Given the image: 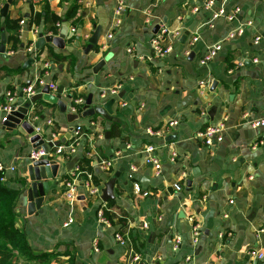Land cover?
<instances>
[{
  "label": "crops",
  "instance_id": "0c3cea01",
  "mask_svg": "<svg viewBox=\"0 0 264 264\" xmlns=\"http://www.w3.org/2000/svg\"><path fill=\"white\" fill-rule=\"evenodd\" d=\"M207 1L125 0V12L117 14V0H12L1 14L9 0H0V42L1 35L6 36V53L0 54V162L15 167L6 172L5 186L22 190L24 180L29 184L27 169L35 149L32 135L21 127L10 131L4 126L1 106L8 91L21 92L43 79L54 91L63 88L69 113L75 109L73 93L81 101L92 94L94 104L116 100L112 122L94 116L69 124L58 106L43 100L30 110V123L42 129L43 140L55 134V142L65 148L56 157L60 165L75 157L92 160L91 180H77L74 201L68 200L66 183L74 181L77 165L73 173L62 167L50 181L43 213L29 216L27 196H20L16 226L26 232L34 252L52 255L47 264H130L135 254L142 258L135 264H264L251 255L264 251V127L250 125L264 119V61L254 63L264 55V0H229L227 13L240 9L236 20L223 17L211 23L208 12L193 13ZM7 19L20 26V45L14 52V31L7 30ZM193 24L194 31L200 28V41L187 55L192 32L185 45L179 43ZM160 25L169 32L163 45L174 47L162 59L150 45ZM98 27L97 50L87 54L88 40ZM239 29L242 36L228 38ZM40 35L64 36V46L46 44L37 50ZM217 43L222 45L218 56L200 66L199 58ZM103 60L105 66L95 74ZM202 81L206 84L200 85ZM116 87L120 90L111 96ZM172 120L179 126L164 142L150 135ZM113 124L121 131L118 137L112 135ZM77 125L88 137L74 145L71 156L66 147L73 143ZM217 125H223V142L205 147L197 134ZM147 145L159 148V174L144 164L141 152ZM132 165L146 197L134 193L128 178ZM121 169L115 199L104 202L110 219V226L104 227L96 217L98 201L105 184ZM93 176L99 185L93 184ZM177 183L183 185L180 192L174 189ZM92 186L99 197L89 196ZM117 233L126 245L116 240Z\"/></svg>",
  "mask_w": 264,
  "mask_h": 264
},
{
  "label": "built area",
  "instance_id": "2783aa9c",
  "mask_svg": "<svg viewBox=\"0 0 264 264\" xmlns=\"http://www.w3.org/2000/svg\"><path fill=\"white\" fill-rule=\"evenodd\" d=\"M24 2H35V3H44L46 1L49 0H23ZM118 5L116 7V13L120 14L122 12H125L126 10V2L125 0H117ZM229 2V0H221L220 1V6L217 7V0H208L205 4H203L201 7H195L193 8V13L195 14H199L200 11L204 10L206 12H208L211 15V20L210 23L213 22L216 19L219 18H223L225 17L228 21H235L237 16L240 14V9L239 8H235L234 11L232 13H227L226 11V4ZM22 25V23H21ZM200 28H197L195 31L192 32L191 34V38H189V41L187 43V48L185 51V54H189L194 47L199 43L200 41ZM244 34V31L242 29H239L235 32H232L228 35V38H234L236 36H242ZM169 35L168 32V28L165 25H160L159 26V34L157 36H155L153 39H151L150 41V45H151V49L152 52L154 54V56L158 57V58H165L166 56H168L169 54H171L174 51V47L173 46H164L163 45V40L166 36ZM260 42V38H256L255 40V44L258 45ZM1 43V42H0ZM222 50V45L221 43H217L215 45H213L212 47H209L206 52L201 56V58H199V65L200 66H206L209 63H211L220 53V51ZM132 50L128 49V52H131ZM33 52V48L29 49V53ZM262 61H264V55L261 56V58H256L254 59V63L255 64H260ZM205 82H200V85H205ZM45 85H47L46 81L41 79L37 86H28L25 88L21 89V92H16V93H12L10 91H8L4 97V101L3 104L1 106V109L3 111V113L5 115L10 114L12 111L17 110L18 106L17 102H25L28 99H30L33 95L41 92V90L45 87ZM51 89L54 91V89L52 88V86H50ZM39 88V89H36ZM120 90V87H116L115 89L110 91L111 96H116L118 91ZM56 91V90H55ZM22 96V98L20 99L19 97ZM80 103H83V100L81 101L76 100V105H79ZM83 105V104H82ZM78 111L76 109H73V113H77ZM50 124V122H49ZM250 125L255 128V129H259L261 127H264V119L261 120H255L250 122ZM179 126V122L177 120H172L170 122H168V124L166 126H164L161 129L155 130V131H150V135L152 137H155L157 139H160L162 142H164L165 138L167 137V135L169 133H171L172 131L176 130ZM223 125H217V126H208L204 131L199 132L197 134V137L199 139H201L203 145L205 147H214L218 144H220L221 142H223L224 138H223ZM35 134L38 135H42V129L40 127H36L34 129ZM72 133L74 135V141L73 143L69 146L66 147L68 148L69 151V155L72 156V154L74 153V145L83 138H87L88 135L87 133L84 132L83 128L81 125H77L73 130ZM43 139V138H42ZM56 139V135L53 134L52 137L49 140H44L45 143H54ZM166 146V144L164 143L162 145V147L164 148ZM56 148V150L54 152H50V149L48 152L44 151L43 149H34L31 154H30V159L34 162L39 161L43 158H46L48 160V162L51 161H56V157L61 156L65 153V148L63 146H54ZM159 148L156 147L155 145H147L144 147V149L141 152V156L143 158L144 164L147 166H152L156 172L159 174L162 170V163L160 161V158L158 157V152ZM175 156L173 154L171 161L174 162L175 161ZM57 162V161H56ZM58 163V162H57ZM106 164L108 167L111 166V162H106L104 163ZM78 169V168H77ZM10 170V171H15V167H10L8 168L7 166L3 165L0 162V172L3 173V177H2V182H4L6 180V172ZM137 167L135 165H132L130 167V171H129V175L128 178L132 181V185H133V190L134 193L140 195L142 194V196L146 197L148 195L147 192H143V189L140 185V183L138 181L135 180L134 175L137 172ZM74 174V173H73ZM182 176L184 178H186V174L183 173ZM89 180H91V177L88 176ZM77 180H79V177L77 175H74V181H68L66 183V189H67V195H68V200L74 201L76 199V194H77ZM174 189L177 192H180L183 190V185L180 183H177L174 185ZM88 194L90 197H99V191L97 189L96 186H92L89 190H88ZM99 199V198H97ZM99 203V207L97 209V213H96V217H97V221L100 225L104 226V227H109L110 226V219L107 217V206L104 202H102L101 200L98 201ZM72 222V219H70L68 221L69 225ZM144 227H147L146 224H144ZM196 236V234H194ZM116 240L122 245H126V241L124 239V237L117 233L116 234ZM194 243H196V239L194 238ZM94 251L96 253H98V247L97 244H95L94 246ZM251 255L258 261H263L264 262V251H253L251 253ZM142 260L141 255L139 254H135L133 255V257L131 258V260L129 261L130 264H135V263H139Z\"/></svg>",
  "mask_w": 264,
  "mask_h": 264
},
{
  "label": "water",
  "instance_id": "95a60500",
  "mask_svg": "<svg viewBox=\"0 0 264 264\" xmlns=\"http://www.w3.org/2000/svg\"><path fill=\"white\" fill-rule=\"evenodd\" d=\"M12 0L3 7L1 14H5L8 11L9 5ZM196 24H193L187 32L182 36L179 47L186 44V41L191 32L194 31ZM159 29V26L156 28ZM101 35V28L98 27L94 32L93 36L88 40V46L84 50L85 53H90L94 48L98 46V41ZM46 44H51L55 47L62 48L64 46V36L54 37V36H43L40 35L39 40L36 44V49L41 50ZM179 49V48H178ZM6 53V36L5 34L1 35V45H0V54ZM33 63V60H30L28 64ZM105 61H101L95 68L94 73H98L104 66ZM215 85V84H214ZM63 88H59L56 91H53L50 85H45L41 92L33 95L30 99L25 102H17L18 108L15 111H12L10 114L5 115L4 126L8 130H15L18 127H21L29 135H32L30 138V143L35 149H43L48 152L50 148L54 146H59L61 142L45 143L41 135L34 134V129L38 127V124L30 123V110L32 106L37 104L39 101L43 100L51 105L58 106L60 113L66 114L67 122L72 124L77 122L80 119L91 118L94 116H100L108 121L113 120V107L116 104L115 99H109L104 104H94L93 95L84 96L82 111L78 113H69L66 104L62 101ZM123 95H118V98H122ZM20 99L22 96L19 97ZM106 138H110V132H106ZM67 135L66 138H68ZM173 137L166 139V142H169ZM64 141V140H63ZM62 141V142H63ZM78 158L75 157L70 162H67L63 165H60L56 161L48 162L46 158H43L39 161H32L31 165L28 167V176L29 184L27 183L26 187L22 191V194L27 196L28 205H27V214L29 216L38 215L43 213V205L46 200V196L50 191V181L57 179L61 168L64 167L66 172L73 173L76 165L78 163ZM124 172V169H121L117 172L114 177L105 184L102 191L101 199L103 202L113 201L115 199L114 189L117 182V179ZM193 178L190 177L188 181V187L192 186ZM83 199V198H81Z\"/></svg>",
  "mask_w": 264,
  "mask_h": 264
},
{
  "label": "trees",
  "instance_id": "16d2710c",
  "mask_svg": "<svg viewBox=\"0 0 264 264\" xmlns=\"http://www.w3.org/2000/svg\"><path fill=\"white\" fill-rule=\"evenodd\" d=\"M7 30H13L14 35L10 38L12 41L11 50L14 52L18 49L20 26L18 21L6 20ZM53 35H58L57 30L51 32ZM97 50V47L95 48ZM41 53V51H39ZM69 64L73 63V59L69 58ZM39 89V88H36ZM14 93V91H12ZM79 96L75 93L72 94V99L77 100ZM83 106V105H82ZM82 106L73 104V107L79 112ZM113 137L121 135L118 124L112 125ZM61 145V144H60ZM59 145V146H60ZM55 147L50 148V152H54ZM71 158V157H69ZM92 167V160L84 158L78 161L77 170L73 175H77L80 179H88ZM3 173L0 172V264H18L20 261L27 262L28 264H47L52 257L51 254L36 253L29 244L26 232L17 228L16 223L18 220V205L22 191L26 187V180H22L23 188L13 189L4 185L1 181ZM94 185H99V179L95 176L92 177ZM115 218L110 216V218ZM137 252H140L137 249Z\"/></svg>",
  "mask_w": 264,
  "mask_h": 264
},
{
  "label": "rangeland",
  "instance_id": "374dc122",
  "mask_svg": "<svg viewBox=\"0 0 264 264\" xmlns=\"http://www.w3.org/2000/svg\"><path fill=\"white\" fill-rule=\"evenodd\" d=\"M18 264H28V263L20 261Z\"/></svg>",
  "mask_w": 264,
  "mask_h": 264
}]
</instances>
